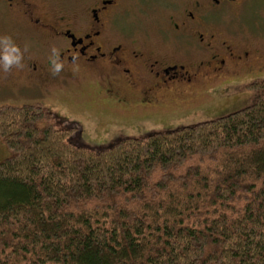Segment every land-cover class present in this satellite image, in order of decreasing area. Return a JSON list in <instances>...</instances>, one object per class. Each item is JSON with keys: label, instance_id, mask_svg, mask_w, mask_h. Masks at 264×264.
Here are the masks:
<instances>
[{"label": "trees", "instance_id": "trees-1", "mask_svg": "<svg viewBox=\"0 0 264 264\" xmlns=\"http://www.w3.org/2000/svg\"><path fill=\"white\" fill-rule=\"evenodd\" d=\"M217 119L90 147L0 107V264H264V80Z\"/></svg>", "mask_w": 264, "mask_h": 264}, {"label": "flooded vegetation", "instance_id": "flooded-vegetation-1", "mask_svg": "<svg viewBox=\"0 0 264 264\" xmlns=\"http://www.w3.org/2000/svg\"><path fill=\"white\" fill-rule=\"evenodd\" d=\"M52 1L0 0V35L12 36L24 65L0 71V93L25 98L34 91L35 104L57 108L44 103L46 92L85 84L113 113L96 125L100 146L241 110L247 88L264 80L263 36L231 24L248 0H168V23L156 41L127 20L145 0H95L75 9ZM53 48L63 64L57 74Z\"/></svg>", "mask_w": 264, "mask_h": 264}, {"label": "rangeland", "instance_id": "rangeland-1", "mask_svg": "<svg viewBox=\"0 0 264 264\" xmlns=\"http://www.w3.org/2000/svg\"><path fill=\"white\" fill-rule=\"evenodd\" d=\"M168 0H145L140 3V7L134 8L132 17L128 18L130 25L134 26L136 31L147 34L152 41H156L161 29L168 23V12L165 3ZM170 1V0H169ZM95 0H53L55 5H65L70 8H84L91 5ZM51 3V4H52ZM165 5V6H164ZM145 6L146 10L142 7ZM148 6V8H147ZM232 26H244L248 33L262 35L264 38V0H248L240 18L231 22ZM261 56L264 60V46H258ZM64 88V86H63ZM50 100L44 101L45 104H54L57 108L47 106L55 116V119L62 126H70L75 124L79 128L80 140L90 147H100L99 142L94 138L97 136V124L102 120L113 117V113L101 108L96 101V93L88 89L85 84L76 83L70 87L60 90L59 85L54 86L46 92ZM25 98H17L11 91L0 93V107L5 105H24L35 104L37 93L32 91L24 92ZM249 99L242 106L245 108L252 101V92L248 91ZM240 108V109H242ZM218 110H213L216 112ZM115 117V116H114ZM196 124V123H192ZM101 130V129H100ZM102 131V130H101ZM10 155L4 143L0 140V160Z\"/></svg>", "mask_w": 264, "mask_h": 264}, {"label": "clouds", "instance_id": "clouds-1", "mask_svg": "<svg viewBox=\"0 0 264 264\" xmlns=\"http://www.w3.org/2000/svg\"><path fill=\"white\" fill-rule=\"evenodd\" d=\"M52 53L53 55L50 57L51 71L53 74H57L60 72L63 64L58 59L56 48L52 49ZM23 66V52L21 48L14 42L12 36L8 34L0 35V71L7 73L13 68L20 69Z\"/></svg>", "mask_w": 264, "mask_h": 264}]
</instances>
